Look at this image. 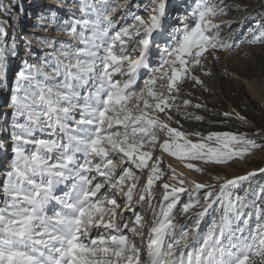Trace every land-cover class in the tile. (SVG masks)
Segmentation results:
<instances>
[{"label": "snow or ice", "instance_id": "snow-or-ice-1", "mask_svg": "<svg viewBox=\"0 0 264 264\" xmlns=\"http://www.w3.org/2000/svg\"><path fill=\"white\" fill-rule=\"evenodd\" d=\"M101 3L103 7L97 11L95 5L83 0V10L94 13L95 18L77 19L69 26L67 34L73 42L62 47V59L27 65L18 73L9 107L24 122L15 125L18 131L12 136L14 166L0 181L4 197L0 200V264H264V205L251 213L246 211L251 206L246 198L233 201L229 196L231 187L256 173L226 180L214 192L211 185L187 181L171 165L167 170L176 184L161 185L165 203L158 215L154 213L146 261H141L133 239L137 229L124 223V212H133L134 225L143 227L144 218L133 207L137 177L132 166L149 173L139 203L152 197L153 187L165 174L162 157L153 160L160 134L166 137L160 150L196 172L203 169L194 161L228 164L264 145L233 133H209L194 142L189 136L200 134L181 131L179 120L173 121L170 114L180 110L176 101L185 80L203 85L193 69L203 67L205 54L226 47L218 36L208 34L220 28L213 19L226 14L224 7L205 0L194 26L178 29L175 45L164 50L159 68L141 81L137 91L139 70L149 69L153 34L166 18L167 0H151L147 20L127 9L133 23L112 35L117 0ZM133 7L148 9L144 4ZM78 26L82 28L79 32ZM89 29L91 35L86 36L84 31ZM262 38L264 28L250 43ZM132 53H137L136 59ZM5 72V53L0 48V85ZM117 76L127 79L121 82ZM182 104L188 106L191 101ZM190 115L185 113L184 118ZM78 156H83V161ZM116 159L120 164L114 163ZM69 181L70 191L56 195L57 187ZM205 189L209 190L201 202L199 192ZM260 192L264 193V188ZM185 193L189 199L181 203ZM259 198L264 202V195ZM53 202L60 211L48 215ZM178 205L193 221L190 227L174 223ZM210 213L218 218L201 233V222ZM253 216L257 222L249 229ZM125 229L131 235L125 234ZM226 238L231 242L225 244Z\"/></svg>", "mask_w": 264, "mask_h": 264}, {"label": "rangeland", "instance_id": "rangeland-1", "mask_svg": "<svg viewBox=\"0 0 264 264\" xmlns=\"http://www.w3.org/2000/svg\"><path fill=\"white\" fill-rule=\"evenodd\" d=\"M31 2L32 0H0V29H2L0 31V48L4 49L6 66L3 84L0 85V121L4 119L2 120L4 123L1 126L2 129L0 128V135L3 133L0 142V147H2L1 144L3 145V153L0 155V181L5 180L6 174L14 166L15 142L12 136L18 131L15 125L18 122H24L23 118L18 120L13 113V109L9 107L10 98L15 94L18 73L26 70L27 65L39 66L52 61L54 58L62 59L60 56L62 47L73 42V37L67 34L69 26L77 19L95 18L94 13L83 10V0H53L54 7L56 5L64 7L61 13L64 19L62 18L60 22H65V28L58 33L57 25L49 31V28H46L44 34H42L40 29H44L45 25L37 24L35 14L36 17L31 12L24 15L21 11L15 10L17 6L27 9ZM204 2L205 0H167L165 31L159 30L153 34L152 47L148 58L149 69L147 71L144 69L139 70L137 91L142 87L141 81L148 79L153 69L159 68L164 50L175 45L180 35L178 29H182L184 25L194 26L198 20V12L202 10ZM208 2L214 7H224L226 10V14L215 17L213 23L216 22V19L222 18L223 22L224 20L230 21L231 24L226 28L227 25L221 23L220 33L215 32L216 29L208 33L209 35L218 36L220 43L226 47L210 50L205 54L203 67L193 69V73L204 81L203 85H196L190 79L185 80L180 86L179 97L176 101L177 104L181 105L180 110L170 114L173 121L179 120V125H182L181 131L188 134H200V137L189 136L194 142L209 133H233L254 139L257 143L264 145V38L257 43H250L258 34V30L264 28V0H222V2L221 0H208ZM35 3L37 1H34ZM88 3L95 5L97 11L103 7L101 0H88ZM138 4L148 5V9L133 7ZM40 5L41 3L38 4L39 8ZM120 5L124 6L123 9L119 8ZM114 6L118 7V11L113 15L114 28L109 35H112L115 30L133 23L132 16L127 13V9H132L133 12L142 16L145 20L149 18L151 12V0H117V4ZM187 7L189 8V14L186 16L187 20H184L183 23L184 18L178 17L179 11L186 13ZM193 10H196L195 17L192 15ZM252 12H255L257 16L250 15ZM242 20H245L242 29L234 35V38L229 39L228 34H231L232 31L235 33V26L237 28ZM32 29H37V32ZM81 30L82 28L78 26L77 31ZM84 34L86 36L91 35V29L85 30ZM34 36L47 38L46 48H43ZM226 40L229 43H226ZM129 47H132V45L129 44ZM100 54L103 55V51ZM132 58L136 59L137 53H132ZM50 70L48 69V71ZM205 73H211V75H205ZM116 79L123 82L127 77L117 76ZM157 88L160 90L159 84ZM164 94L167 95V92L165 91ZM184 100H190L191 105H183L182 101ZM196 104H201L202 107L196 108ZM185 113L191 114L189 118H184ZM225 113L231 115L225 116ZM194 116H200L203 119L196 120L192 118ZM241 117L244 119H240ZM160 118L164 119L163 114H160ZM173 121L168 122L172 127H178ZM37 135L43 136L44 139L48 138L46 134L37 133ZM165 139L166 137L163 134L159 135L155 145L156 150L153 153V160L157 156L162 157L161 168L165 172L161 180L157 181L152 189V197H155V199L148 197L143 202H139V213L145 216L147 224L151 217H154L153 214L157 209L159 214L161 204L165 203L162 199L164 190L161 185L163 183L170 184L171 173L167 170L170 163L166 161L167 154L160 150V144ZM83 159V156H78V160L83 161ZM114 163L120 164L119 159L114 160ZM193 163L203 169V172L194 171L195 177L201 179L203 184L213 186L210 190L214 192H218L219 185L226 180L255 172L256 175L249 176L247 180L231 187L229 196L233 201L237 198H246L251 205L246 211L251 213H255L258 206L264 205V202L259 198L260 195H264L260 192V189L264 188V171H261L264 169V147L252 151L243 159L238 158L228 164H206L202 161H194ZM132 167L137 177V183L146 184L148 170L141 172L136 170L134 166ZM93 175L95 174L93 173ZM71 183L69 181L58 186L56 195L63 196L66 192H69ZM128 183H131V181ZM172 183L174 182L171 181ZM207 190L209 189L199 192L201 202H203ZM118 197L121 199L120 196ZM137 197L139 199V194ZM3 199V195L0 194V200ZM180 199L181 203L187 202L189 199L188 194H182ZM149 200H151V207H149ZM53 210L60 211V206L55 202L48 206V215H52ZM175 216L177 225L183 224L190 227L193 223L179 211V205ZM217 218L218 214L210 213L206 216L200 225L201 233L205 232L210 227L212 220ZM256 222V218L253 216L249 221V229L254 227ZM134 227L137 229V235L135 236L138 238L135 243L139 249H143V239L148 236L146 226L134 225ZM230 242L227 238L224 241L225 244ZM189 243L192 244L193 242L190 241Z\"/></svg>", "mask_w": 264, "mask_h": 264}, {"label": "bare ground", "instance_id": "bare-ground-1", "mask_svg": "<svg viewBox=\"0 0 264 264\" xmlns=\"http://www.w3.org/2000/svg\"><path fill=\"white\" fill-rule=\"evenodd\" d=\"M34 1L36 2L37 1V3H35L34 4ZM49 1H52V2H50V3H48ZM39 3H41V7L39 8L38 7V4ZM37 4V5H36ZM66 4V3H65ZM54 4H53V0H32V2L31 3H29V8H23L22 6H17L16 8H15V10H19V11H21L24 15L26 14H29V12H31V14L34 16V17H36L35 19L38 21V20H40V19H44V17H46L47 15H49V16H52V15H54V17H55V15H60L61 16V20H62V18L64 19V17L62 16V12L61 11H59L58 10V8L57 7H54L53 6ZM61 5H62V3H61ZM72 5V4H71ZM16 6V5H15ZM124 6H126L125 4H124ZM37 7L40 9L39 11H38V9H37ZM46 8V10H45V15H42V12H40L41 10H43V9H45ZM53 8H55V9H53ZM56 10H58V12H61V13H58L57 14V11ZM185 11V10H184ZM36 16H35V15ZM189 14V8L187 7L186 8V13L185 12H182V11H179V18H181V17H183L184 19H183V23H184V20H187V18H186V16ZM253 15V16H257L256 15V13L255 12H252V13H250V15ZM23 15V16H24ZM114 15V14H113ZM192 15H193V17H195V15H196V10H193L192 11ZM21 16V15H20ZM252 16V17H253ZM225 17V16H224ZM33 18V17H32ZM34 19V20H35ZM166 19H167V17L165 18V20L163 21V24H162V28L160 29L162 32H164L165 31V27H164V25H165V22H166ZM225 19V18H224ZM228 19V18H227ZM60 20V21H61ZM247 20V19H246ZM40 24H42V25H45V27H44V29H40L41 30V33L42 34H44V32H45V29L47 28H49L48 29V31L49 30H51V28H52V26H51V24H50V22L48 21H43V22H39ZM216 24H221V23H223V24H226L227 26H225L226 28L231 24L230 23V21H225L224 20V22H223V19L222 18H218V19H216V22H215ZM25 24V23H24ZM245 24V20L243 21H241V22H239V24L237 25L238 27L236 28V26H235V33H234V31H232V33L231 34H228V36H230V38L229 39H232V38H234V35L235 34H237L238 33V31H240L241 29H242V27H243V25ZM58 25V29H59V31H58V33H60V32H62L63 30H64V28H65V22H60V23H58L57 24ZM223 29H225V28H223ZM32 30H35V32H37V29H32ZM219 30H221V28H219V29H216V31L215 32H219ZM233 30V29H232ZM39 32V31H38ZM220 33V32H219ZM222 33H224V32H222ZM34 37H36V36H34ZM37 38V40L40 42V45L41 46H43V48H46V45H47V43L46 42H48V40H47V38H45V37H42V36H40V37H36ZM166 38V37H165ZM227 38V37H226ZM162 39H164V37H162ZM228 39V40H229ZM228 40H226V43H229L228 42ZM166 46V45H165ZM2 120H4V119H1V121H0V128L2 129V125L4 124L3 123V121ZM10 121V120H9ZM5 122V121H4ZM5 131V130H4ZM40 136V135H39ZM202 137H205V136H202ZM2 138H3V133L0 135V142L2 141ZM40 138H43V136H40ZM214 143V142H213ZM1 146L3 147V145L1 144ZM2 147H0V155L3 153V149H2ZM168 163H170V165H171V167L172 168H174L175 170H176V172L177 173H180V174H182V177L184 178V179H186L187 181H195V182H197V183H203L202 182V180L201 179H199V178H197V177H195V175H194V170H190V169H188L186 166H185V162H181V161H179V160H177V159H175V158H173V157H171V156H169L168 154H167V160H166ZM117 173L119 174V168L117 169ZM170 180V184H171V181L172 182H174V183H176V181L175 180H173L172 178L171 179H169ZM174 183H172V184H174ZM130 184V183H129ZM145 183H137V195H134V198H133V207L136 209V212H138L139 213V203L137 202L138 201V194H140L141 193V190L145 187V185H144ZM126 191H127V188L125 189ZM119 194L117 195V199H118V202H120L121 203V208H123L124 207V204H123V202H122V198L120 199L119 197ZM157 206L159 205V203L158 204H156ZM158 210V209H157ZM155 211V214H158V211ZM141 216H142V214L141 213H139ZM124 216L126 217V219H125V221H124V223H128L130 226H133L134 227V223H133V221H134V213L133 212H124ZM153 216H154V214H153ZM143 218H144V220H143V225H144V227L146 226V230L148 231V236L146 237V239L144 238L143 240H144V242H143V245H144V247H143V249H140V252H141V261L142 262H144V261H146V256H147V250H148V243H149V239H150V228L152 227V223H153V220H154V218L155 217H151V219L149 220V222H148V224L146 223V219H145V216H142ZM176 220L177 219H175V221H174V223L176 222ZM136 226H138V225H136ZM145 229V228H144ZM125 231V234H129V235H131L130 233H129V231H128V229H125L124 230ZM96 234V232H95V230H93V235H95ZM133 239H134V242L136 241V240H138V238L136 237V236H134L133 237Z\"/></svg>", "mask_w": 264, "mask_h": 264}]
</instances>
